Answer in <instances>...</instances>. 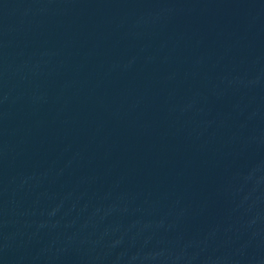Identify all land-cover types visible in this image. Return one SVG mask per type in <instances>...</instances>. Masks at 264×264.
I'll return each mask as SVG.
<instances>
[{
    "label": "water",
    "instance_id": "water-1",
    "mask_svg": "<svg viewBox=\"0 0 264 264\" xmlns=\"http://www.w3.org/2000/svg\"><path fill=\"white\" fill-rule=\"evenodd\" d=\"M264 260V0H0V264Z\"/></svg>",
    "mask_w": 264,
    "mask_h": 264
}]
</instances>
